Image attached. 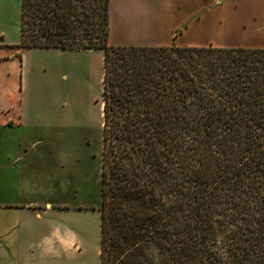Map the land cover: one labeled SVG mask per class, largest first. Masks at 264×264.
<instances>
[{
  "label": "trees",
  "instance_id": "1",
  "mask_svg": "<svg viewBox=\"0 0 264 264\" xmlns=\"http://www.w3.org/2000/svg\"><path fill=\"white\" fill-rule=\"evenodd\" d=\"M108 34L109 0H20L19 47L104 54L99 264H264V48Z\"/></svg>",
  "mask_w": 264,
  "mask_h": 264
},
{
  "label": "rangeland",
  "instance_id": "2",
  "mask_svg": "<svg viewBox=\"0 0 264 264\" xmlns=\"http://www.w3.org/2000/svg\"><path fill=\"white\" fill-rule=\"evenodd\" d=\"M19 40L20 0H0V43L18 44ZM64 58L66 63L48 56H40L39 61L69 63ZM45 72L44 68L39 70L41 95L46 90ZM99 75L100 68L96 63L91 66L90 58L85 56L79 57L74 73L67 66L59 68L51 75L48 97L43 95L37 109L23 116L21 126L0 130V148L30 150L32 154L24 158L35 165L32 184L11 189L16 182L10 178V188L3 189V195L0 189V200L14 201L13 195L19 191L20 199L35 202V213L25 219V232L20 235L19 262H99L97 208L102 119L95 103L100 95ZM20 137H24V142ZM13 159L11 156L10 160ZM46 202L51 210L46 208Z\"/></svg>",
  "mask_w": 264,
  "mask_h": 264
},
{
  "label": "crops",
  "instance_id": "3",
  "mask_svg": "<svg viewBox=\"0 0 264 264\" xmlns=\"http://www.w3.org/2000/svg\"><path fill=\"white\" fill-rule=\"evenodd\" d=\"M108 42L117 46L243 47L264 48V0H109ZM19 43V42H18ZM40 56L69 63L39 61ZM90 58L100 68V95L95 101L102 119L104 54L99 49L24 48L0 43V130L21 126L23 116L33 113L39 99L49 95L51 75L67 66L74 73L79 57ZM66 63V62H65ZM44 68L46 90L40 94L39 70ZM24 142V137H20ZM20 140V141H21ZM32 152L21 147L0 148V189L32 184L35 165L24 157ZM14 156L13 160L10 157ZM22 164V166H20ZM27 164V165H26ZM0 200V264L19 262L20 235L35 202ZM5 196V195H4ZM2 198V197H1ZM46 208L52 206L46 202ZM36 215H39L36 213ZM12 257V258H10ZM12 259V260H11ZM99 264V262H98Z\"/></svg>",
  "mask_w": 264,
  "mask_h": 264
}]
</instances>
